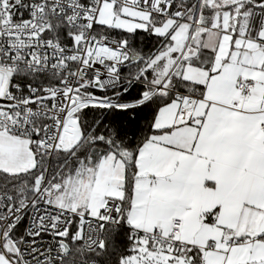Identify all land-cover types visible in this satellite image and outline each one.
<instances>
[{"label":"snow or ice","instance_id":"6c2138e0","mask_svg":"<svg viewBox=\"0 0 264 264\" xmlns=\"http://www.w3.org/2000/svg\"><path fill=\"white\" fill-rule=\"evenodd\" d=\"M0 264H264V0H0Z\"/></svg>","mask_w":264,"mask_h":264}]
</instances>
